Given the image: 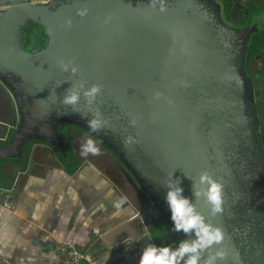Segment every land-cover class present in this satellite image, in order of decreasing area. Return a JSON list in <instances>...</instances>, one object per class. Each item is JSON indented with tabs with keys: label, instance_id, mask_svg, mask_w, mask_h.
I'll return each instance as SVG.
<instances>
[{
	"label": "water",
	"instance_id": "obj_1",
	"mask_svg": "<svg viewBox=\"0 0 264 264\" xmlns=\"http://www.w3.org/2000/svg\"><path fill=\"white\" fill-rule=\"evenodd\" d=\"M0 5V114L3 107L12 114L11 125L0 119V158L18 157L32 138L65 152L58 125L82 127L123 161L153 225L158 216L169 224L173 245L186 237L172 231L163 181L173 174L194 200L188 177L202 188L199 176L207 171L223 185V212L212 217L203 198L195 202L224 230L217 247L228 256L219 264H264V149L244 69L255 27L224 22L217 0H0ZM32 22L42 28L44 42L27 49L24 30ZM69 61L75 74L61 67ZM81 82L101 86L95 103L81 97L75 106L64 104L66 89ZM97 109L107 123L93 132L87 121ZM129 137L132 143H126ZM134 207L132 216L99 234L100 244L150 234L144 211Z\"/></svg>",
	"mask_w": 264,
	"mask_h": 264
},
{
	"label": "crops",
	"instance_id": "obj_2",
	"mask_svg": "<svg viewBox=\"0 0 264 264\" xmlns=\"http://www.w3.org/2000/svg\"><path fill=\"white\" fill-rule=\"evenodd\" d=\"M0 119L11 123L12 114L3 111ZM28 151L25 166L0 161V264H61L65 241L97 264H139L142 246L157 244L154 229L139 240L100 244L99 234L132 216L138 200L99 158L77 155L69 171L45 141L32 142Z\"/></svg>",
	"mask_w": 264,
	"mask_h": 264
},
{
	"label": "clouds",
	"instance_id": "obj_3",
	"mask_svg": "<svg viewBox=\"0 0 264 264\" xmlns=\"http://www.w3.org/2000/svg\"><path fill=\"white\" fill-rule=\"evenodd\" d=\"M85 12L86 10L79 14L84 15ZM61 67L64 71H68L70 68L73 74L77 71L71 61L68 63L61 62ZM100 93V85L93 84L86 88L85 84L81 82L66 89L62 102L66 105L75 106L83 97L88 105H92ZM106 123L107 121L102 117L99 109L94 112L93 118L87 121L88 127L93 132H99ZM130 123L134 125L135 121H130ZM132 142L131 137L126 140V143ZM81 151L84 156L101 154L97 142L90 136L82 143ZM188 178L193 182L194 200L183 194L184 189L180 186L181 181L173 179V174L163 181L166 188L164 199L174 224L172 231H182L186 238L180 240L175 246L172 243L157 245L150 242L145 244L142 246L139 264H219L220 261L227 259L228 252L217 247L222 245L225 238L223 228L215 225L201 213L195 202L203 198L210 205L212 217L222 213L223 185L207 171L202 172L199 176L198 183L204 186L202 188L197 187V181L191 177Z\"/></svg>",
	"mask_w": 264,
	"mask_h": 264
},
{
	"label": "flooded vegetation",
	"instance_id": "obj_4",
	"mask_svg": "<svg viewBox=\"0 0 264 264\" xmlns=\"http://www.w3.org/2000/svg\"><path fill=\"white\" fill-rule=\"evenodd\" d=\"M230 1H231L230 8L227 12H225L222 5L220 7L221 17L224 22L236 27H243L249 25L255 27L254 30H252V32L250 33V35L258 29L264 31V0H230ZM244 63H245V55H244ZM247 68H248L247 69L248 72L252 76V81L254 84L253 92H255L256 96L258 97L264 95V41L261 42L258 52L254 54V57L251 59ZM1 110L4 111L5 108L3 107L1 108ZM78 127H72L73 131L71 133L72 147L76 155L82 156V151H81L82 143L89 136L93 138L101 149V154L94 157L99 158L101 162L108 164V166H112L116 174L119 176L118 179L120 180V183L126 184L127 187L130 188L132 194L138 200L137 204L139 206V209L144 211L146 223L148 224V226L152 225L151 229H155V228L159 229L160 227H167L170 232L171 231L170 226L164 220V217L158 216L156 223L153 225L154 223L152 221L153 215L152 212L150 211L149 205H146L142 201V199L137 195L136 191L133 188V185L129 182L128 178L125 176V172L121 166V164H123L122 163L123 161L115 155L114 150L111 147L107 146L104 142H102L97 135L83 129L80 126ZM87 156H93V155L89 154ZM170 243H172V237ZM178 243L179 242L177 241L175 245H178Z\"/></svg>",
	"mask_w": 264,
	"mask_h": 264
},
{
	"label": "trees",
	"instance_id": "obj_5",
	"mask_svg": "<svg viewBox=\"0 0 264 264\" xmlns=\"http://www.w3.org/2000/svg\"><path fill=\"white\" fill-rule=\"evenodd\" d=\"M220 3V6L222 5L225 12H227L230 8L231 1L230 0H217ZM264 41V31H261V29H258L254 31L251 35H249L248 41L246 43V52H245V63H244V69L247 73V75L250 77L252 86H254L252 81V76L248 72V64L250 63L251 59L254 57V54L258 52L260 48L261 42ZM44 42V34L42 28L37 23H30L24 30V42L23 46L27 49H30L33 46H41ZM253 99H254V105L256 108L257 116L259 119V126L261 130L259 131V138L261 140V143L263 145L264 149V95H261L260 97L256 96L255 92H253ZM72 127H78L73 123H62L58 125V129L64 139L65 143V152L59 151L57 146H55L52 142L49 143L56 156L63 161L65 164V167L69 171H73L78 164V158L76 153L73 150L72 147ZM79 128V127H78ZM34 141H42L36 138H32L28 140L22 149L21 154L18 157H14L11 160H16L23 164V166L26 165L28 160V153H29V146ZM7 158H0L1 160H5ZM155 240L158 245L161 244H168L171 242V235L169 232V229L167 227H161L159 229H154L153 231Z\"/></svg>",
	"mask_w": 264,
	"mask_h": 264
},
{
	"label": "built area",
	"instance_id": "obj_6",
	"mask_svg": "<svg viewBox=\"0 0 264 264\" xmlns=\"http://www.w3.org/2000/svg\"><path fill=\"white\" fill-rule=\"evenodd\" d=\"M47 1L50 0H32V2ZM2 6L3 5H0V8H2ZM61 250L64 252V257L61 261V264H81L82 260H86L87 264H97V262L93 260L87 252L79 249L76 245L69 241H65L61 244Z\"/></svg>",
	"mask_w": 264,
	"mask_h": 264
},
{
	"label": "rangeland",
	"instance_id": "obj_7",
	"mask_svg": "<svg viewBox=\"0 0 264 264\" xmlns=\"http://www.w3.org/2000/svg\"><path fill=\"white\" fill-rule=\"evenodd\" d=\"M105 168L109 171V172H113L114 171V168L112 167V166H108V164H105ZM113 175L115 176V178L117 179V182H119L120 183V180L118 179V175L116 174V172L114 171L113 172ZM126 185V184H125ZM125 187H127V185L125 186ZM128 188V187H127ZM135 197V196H134ZM136 198V197H135ZM138 205H136V207H137ZM138 208V207H137Z\"/></svg>",
	"mask_w": 264,
	"mask_h": 264
}]
</instances>
